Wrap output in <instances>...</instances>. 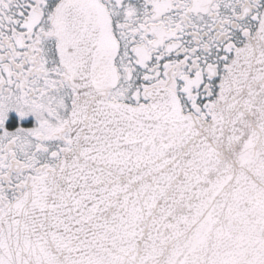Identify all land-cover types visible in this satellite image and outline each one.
<instances>
[{
    "label": "snow or ice",
    "instance_id": "1",
    "mask_svg": "<svg viewBox=\"0 0 264 264\" xmlns=\"http://www.w3.org/2000/svg\"><path fill=\"white\" fill-rule=\"evenodd\" d=\"M0 264H264V0H0Z\"/></svg>",
    "mask_w": 264,
    "mask_h": 264
}]
</instances>
